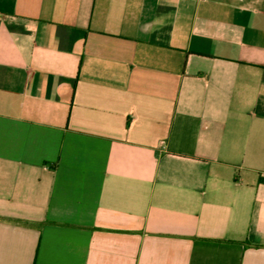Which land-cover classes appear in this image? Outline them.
I'll return each mask as SVG.
<instances>
[{
  "label": "crops",
  "instance_id": "obj_1",
  "mask_svg": "<svg viewBox=\"0 0 264 264\" xmlns=\"http://www.w3.org/2000/svg\"><path fill=\"white\" fill-rule=\"evenodd\" d=\"M0 264H264V0H0Z\"/></svg>",
  "mask_w": 264,
  "mask_h": 264
}]
</instances>
